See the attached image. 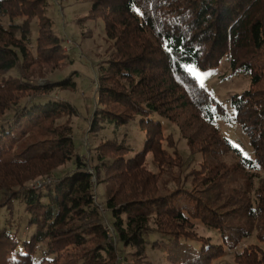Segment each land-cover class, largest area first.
Returning a JSON list of instances; mask_svg holds the SVG:
<instances>
[{
  "label": "trees",
  "instance_id": "1",
  "mask_svg": "<svg viewBox=\"0 0 264 264\" xmlns=\"http://www.w3.org/2000/svg\"><path fill=\"white\" fill-rule=\"evenodd\" d=\"M84 1L90 16L104 19L114 47L90 133L138 122L142 148L125 133L99 143L93 166L77 154V108L52 93L75 83L24 75L68 56L49 1L0 0V264H151L153 250L169 264H212L253 234L264 241V0ZM226 55L233 72L251 78L231 105L253 157L222 134L217 121L228 112L189 70L215 67ZM14 70L20 76L12 77ZM172 125L202 156L185 182ZM229 152L238 157L232 164ZM69 162L71 172L52 178ZM103 171L112 222L95 200ZM15 201L25 211L19 220ZM195 220L221 241L201 235ZM128 247L134 251L124 255ZM235 260L264 264V251L249 245Z\"/></svg>",
  "mask_w": 264,
  "mask_h": 264
},
{
  "label": "rangeland",
  "instance_id": "2",
  "mask_svg": "<svg viewBox=\"0 0 264 264\" xmlns=\"http://www.w3.org/2000/svg\"><path fill=\"white\" fill-rule=\"evenodd\" d=\"M48 14L53 21L55 33L63 39L65 52L68 55L60 64L32 65L24 71L25 77L31 75V79L40 82H49L60 77L70 78L75 87L72 88H55L53 94L58 98L65 99L77 108V114L73 115L72 123L74 127V141L76 152L87 160L90 166L95 163L96 148L102 140L123 137L125 133L129 134V141L136 149H141L145 135L139 129L138 122H133L128 126H123L116 133L113 127H106L98 135L90 133V120L99 103V80L102 67L107 65V61L113 50V40L107 36L105 30V21L102 17L90 16L91 3L84 0H48ZM191 73L206 87L213 96L218 99L225 107L229 114V119H218L217 125L222 134L227 137L231 143L239 148L244 156L253 157V148L248 135L244 132L242 126L235 120L234 110L231 105V97L234 94L241 93L251 87V78L249 75L239 72H233L231 59L226 55L219 65L209 68L200 69L190 67ZM43 75H39V73ZM12 77L20 76V72L14 70L10 73ZM169 132L173 133L175 148L184 160V166L177 175L185 182L184 177L190 172L192 167L198 165L202 156L193 153L187 145L185 136L180 129L172 125ZM88 135H90L88 139ZM92 147V148H91ZM151 156L149 155V160ZM238 159L234 152H229L225 156L228 164L234 163ZM148 167L154 169L152 163ZM75 168L72 162L58 168L54 174L57 179L64 174L71 172ZM105 172L103 171L100 178L95 181L96 194L95 200L101 205V210L106 220L112 222V216L105 202L108 198L109 184L104 180ZM51 178L39 179L35 184H43ZM171 179V178H170ZM171 186H176L171 183ZM16 218L25 216L23 203L15 201ZM2 213L8 216V210L3 209ZM196 221L197 231L204 236H210L215 242H220L219 235L204 226L200 221ZM27 230V229H26ZM29 231V230H27ZM116 241V238H115ZM257 245L264 251V241L260 240L256 234L245 238L236 249L228 250L227 253L212 264H237L235 256L241 252L244 247ZM119 251L122 252L123 246L118 245ZM132 248L124 249L123 254L131 253ZM151 264H169L165 260L164 254L158 250H153L148 254Z\"/></svg>",
  "mask_w": 264,
  "mask_h": 264
},
{
  "label": "built area",
  "instance_id": "3",
  "mask_svg": "<svg viewBox=\"0 0 264 264\" xmlns=\"http://www.w3.org/2000/svg\"><path fill=\"white\" fill-rule=\"evenodd\" d=\"M49 181H50V180H49ZM43 184H45V183H43ZM43 184H38V185H36V186H39V187H40V186H42ZM109 230H110V231H113L112 227H109Z\"/></svg>",
  "mask_w": 264,
  "mask_h": 264
}]
</instances>
